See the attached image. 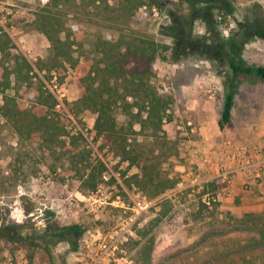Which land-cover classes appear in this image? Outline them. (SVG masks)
Returning <instances> with one entry per match:
<instances>
[{"label":"rangeland","instance_id":"1","mask_svg":"<svg viewBox=\"0 0 264 264\" xmlns=\"http://www.w3.org/2000/svg\"><path fill=\"white\" fill-rule=\"evenodd\" d=\"M49 1L0 0V31L12 38L13 53L32 62L50 53L49 40L33 23L37 10ZM157 1L159 9L143 6L136 11L130 21L133 30L156 37L173 15L178 21L190 15L183 0ZM195 1L215 22L216 33L194 12L193 39L186 43L182 57L169 52V59H156L152 84L160 93L174 97L169 111L173 120L164 125V143L153 144L151 138L139 137L147 142L146 152L155 149L162 175L174 178L175 188L154 200L136 185H129L126 180L138 169L106 149L100 150V142L89 132L95 118L89 111L76 117L69 114L65 119L71 133L81 130L87 138L78 149L87 157L78 165L80 171L71 169L68 155L59 149L48 150L37 141L27 142L21 149L10 124L0 119V169L14 174L17 158L24 156L30 165L28 176L18 170L14 184L0 187V224L25 225L18 230L22 239L0 238V264H138L135 241L144 242L150 236L153 264H264V240L253 221L260 227L264 223V178L252 187L246 181L248 188L244 189L249 192L230 194L232 184L226 189L224 178L215 176L208 166L211 164L201 161L202 151L191 142L201 138L199 120L208 91L218 86L215 99L225 93L224 84L231 72L224 52L248 63L264 64V40L250 33L252 28L264 26V0ZM80 28L84 50L89 53L99 29L86 23ZM236 46L242 48L238 55ZM58 92L63 102L59 109L69 112L67 102L72 101L73 91L65 82ZM116 114L119 123L126 122L121 110ZM97 159L105 162L108 177L95 193H85L80 174L87 163L92 165ZM111 176L116 181H111ZM161 198L167 201L158 204ZM74 224L81 229L68 234V239L52 237L56 225ZM102 242L116 249L98 262Z\"/></svg>","mask_w":264,"mask_h":264},{"label":"trees","instance_id":"2","mask_svg":"<svg viewBox=\"0 0 264 264\" xmlns=\"http://www.w3.org/2000/svg\"><path fill=\"white\" fill-rule=\"evenodd\" d=\"M183 1L189 5L190 15L184 16L183 21L173 15L171 22L163 25L155 37L136 32L130 21L143 6L159 9L157 0H50L37 10L33 22L50 42L49 55L36 62L23 54L13 53L12 38L1 30L0 94L3 102L0 119L10 124L18 137L19 147L22 149L27 142L37 141L48 150L59 149L68 155L71 169L80 171L78 165L87 157L78 149L87 138L81 130L71 133L65 119L70 118L69 114L76 117L89 111L95 116L89 132L94 141L100 142V150L106 149L119 161L138 169L126 180L129 185H136L154 200L175 188L177 181L162 175L155 149L146 152L147 142L139 137L151 138L153 144L164 143V125L173 120L169 111L174 97L160 93L152 84L157 74L156 59H169V52L173 57H182L186 43L193 39L194 12L207 21L208 30L215 31V22L208 19L204 8L195 0ZM70 13L73 18L68 17ZM85 23L99 29L89 53L84 50V33L80 28ZM250 33L252 37L264 40V26L252 28ZM220 46L225 48L223 43ZM241 52L242 48L236 46L235 53ZM224 54L231 74L224 84L220 128L231 121L235 95L241 84L264 83L263 64L245 62L227 51ZM53 79L58 85L67 82L74 93L72 101L67 102L69 112L57 108L58 98L46 85ZM14 83L17 84L15 87ZM9 89L14 92L8 93ZM117 110L125 115V123H119ZM85 151L90 154L89 149ZM24 157L22 160L17 158L14 174L0 169V187L14 184L13 180L19 178L15 177L18 170L23 176L29 175L30 165ZM89 163L80 174L81 185L85 193H95L108 168L102 159L92 165ZM111 181H116L113 176ZM160 200L158 204L167 201L166 198ZM253 221L260 239L264 240V223L260 227L256 220ZM24 226V223L4 221L0 224V238L22 239L23 234L18 230ZM54 229L53 238L66 240L68 234L80 230L81 226L56 225ZM73 242L77 244V241ZM135 245L138 246L137 263L153 264L152 236L144 242L135 241Z\"/></svg>","mask_w":264,"mask_h":264},{"label":"crops","instance_id":"3","mask_svg":"<svg viewBox=\"0 0 264 264\" xmlns=\"http://www.w3.org/2000/svg\"><path fill=\"white\" fill-rule=\"evenodd\" d=\"M264 65V64H263ZM224 93L217 98H206L203 106L204 115L199 120L201 125L199 140L191 141L202 151L201 161L210 163L215 176L224 177L228 172L233 178L230 194L249 192L244 189V183L250 181L251 187L260 178L258 173L242 170L241 164L231 159V151L227 144L233 142L236 146H246L249 149H264V83H243L235 95L231 121L225 127H219V119L223 109ZM226 169V172L220 170ZM261 185V184H260ZM260 187L263 188V185Z\"/></svg>","mask_w":264,"mask_h":264},{"label":"built area","instance_id":"4","mask_svg":"<svg viewBox=\"0 0 264 264\" xmlns=\"http://www.w3.org/2000/svg\"><path fill=\"white\" fill-rule=\"evenodd\" d=\"M154 11L156 15H159V12L156 10V8H154ZM46 85L50 89V91L53 92V94H55L56 97L58 98L59 103L57 105V108L63 106V102L59 99L60 94L58 91L60 85L54 82V80L52 81L51 84L47 82ZM217 87L218 86L215 85L213 88H211L208 91L209 99L215 97L217 93ZM227 149L231 151V155H230L231 159H233L236 163L241 164L242 170H248L250 172L258 173V177H261V174L264 171V149H259V148L249 149L246 146H236L233 142H229L227 144ZM103 177L107 178L108 176L106 173H104ZM223 178H224L223 180L227 183L226 189H228V186L231 185L233 182L231 173L230 172L226 173ZM244 187L248 188V184L246 183ZM100 247L102 252L101 254L98 255V259H97L98 262H101L107 256H110L112 248L116 249V246L113 245L112 247L106 242H102L100 244Z\"/></svg>","mask_w":264,"mask_h":264}]
</instances>
